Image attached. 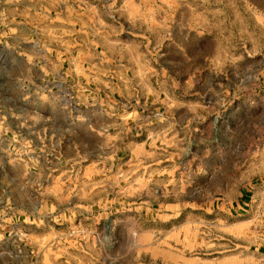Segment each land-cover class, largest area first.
Wrapping results in <instances>:
<instances>
[{
  "label": "rangeland",
  "instance_id": "374dc122",
  "mask_svg": "<svg viewBox=\"0 0 264 264\" xmlns=\"http://www.w3.org/2000/svg\"><path fill=\"white\" fill-rule=\"evenodd\" d=\"M33 3L0 0V226L18 241L30 224L18 210L47 207L36 189L23 199L22 180L35 178L23 139L34 115L55 111L40 77L60 44L50 24L34 23ZM113 14L124 48L140 52L138 76L150 70L172 100L178 130L158 176L156 215L103 207L101 230L91 233L59 218L61 240L90 242L61 250V264L74 251L91 264H264V0H123Z\"/></svg>",
  "mask_w": 264,
  "mask_h": 264
},
{
  "label": "crops",
  "instance_id": "0c3cea01",
  "mask_svg": "<svg viewBox=\"0 0 264 264\" xmlns=\"http://www.w3.org/2000/svg\"><path fill=\"white\" fill-rule=\"evenodd\" d=\"M119 2L34 0L30 6L33 22L50 24L60 42L40 77L51 88L41 97L55 111L34 115L36 124L23 139L25 165L35 175L22 180L23 199L30 201L29 189H36L47 207L18 210L30 222L18 230L22 241L0 226L6 264H21V250L26 264H61V250L89 247L87 240H61L58 219L64 216L71 220L69 230L91 233L101 230L103 207L147 220L156 215V186L163 190L159 177L173 151L168 140L178 130L179 114L153 86L150 70L138 76L133 58L140 52L125 49L115 29ZM48 218L57 225L47 224ZM72 257L71 264H91L86 253L74 251Z\"/></svg>",
  "mask_w": 264,
  "mask_h": 264
}]
</instances>
